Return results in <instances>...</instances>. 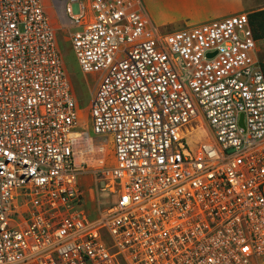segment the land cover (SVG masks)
<instances>
[{"label":"built area","instance_id":"2783aa9c","mask_svg":"<svg viewBox=\"0 0 264 264\" xmlns=\"http://www.w3.org/2000/svg\"><path fill=\"white\" fill-rule=\"evenodd\" d=\"M52 1L94 77L86 117L112 163L76 162L89 137L43 0H0V264H264V73L248 16L162 34L140 0Z\"/></svg>","mask_w":264,"mask_h":264},{"label":"rangeland","instance_id":"374dc122","mask_svg":"<svg viewBox=\"0 0 264 264\" xmlns=\"http://www.w3.org/2000/svg\"><path fill=\"white\" fill-rule=\"evenodd\" d=\"M43 3L52 26L57 29L55 36L56 47L73 86L76 103L80 112L78 131L87 133L93 145L90 144L95 148L96 154L94 153L93 166H96L94 161L97 160H103V163L109 166L112 163L111 145L104 138L94 136L91 133V124L89 118L86 117L91 101L94 77L92 75L83 76L79 72L68 40V33L66 30L60 28L61 18L53 6V1L43 0ZM140 4L151 25L162 34L219 21L240 13L249 16L251 13L264 10V0H227L221 3L214 0H140ZM68 5L72 15L76 16L80 13L76 2L68 3ZM255 60L264 72V40L257 42ZM202 138L201 135H198L188 138V140L193 143L195 140H202ZM89 168H92V166L89 165ZM77 182L80 191L84 193L87 201L85 208H90L93 205V201L88 198L89 192L95 191V186L91 182V174L80 175ZM97 187L104 188L105 183L100 181ZM97 199L101 208H106L110 204L106 193L98 192ZM111 200L114 203L116 198L112 197Z\"/></svg>","mask_w":264,"mask_h":264},{"label":"bare ground","instance_id":"6f19581e","mask_svg":"<svg viewBox=\"0 0 264 264\" xmlns=\"http://www.w3.org/2000/svg\"><path fill=\"white\" fill-rule=\"evenodd\" d=\"M87 140V141H86ZM86 141V143H84ZM91 140L86 137V135H83L80 137L78 144L76 145L78 147V155L76 156V162H83L86 164V166L89 168V165L92 166L90 169H96L100 168L103 164V160H97L94 161V164L96 166H93V160H94V153L96 154L95 148L90 144ZM85 145V146H83ZM101 150V149H100Z\"/></svg>","mask_w":264,"mask_h":264},{"label":"trees","instance_id":"16d2710c","mask_svg":"<svg viewBox=\"0 0 264 264\" xmlns=\"http://www.w3.org/2000/svg\"><path fill=\"white\" fill-rule=\"evenodd\" d=\"M248 21L254 39L257 42L264 40V10L249 14Z\"/></svg>","mask_w":264,"mask_h":264},{"label":"crops","instance_id":"0c3cea01","mask_svg":"<svg viewBox=\"0 0 264 264\" xmlns=\"http://www.w3.org/2000/svg\"><path fill=\"white\" fill-rule=\"evenodd\" d=\"M215 2L221 3L222 1H227V0H214Z\"/></svg>","mask_w":264,"mask_h":264},{"label":"water","instance_id":"95a60500","mask_svg":"<svg viewBox=\"0 0 264 264\" xmlns=\"http://www.w3.org/2000/svg\"><path fill=\"white\" fill-rule=\"evenodd\" d=\"M213 54H210L208 57H211ZM242 118V117H241ZM241 122V121H240Z\"/></svg>","mask_w":264,"mask_h":264}]
</instances>
